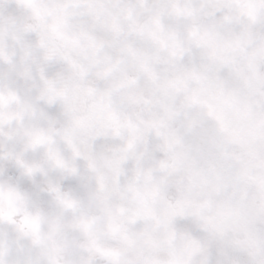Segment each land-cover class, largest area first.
Segmentation results:
<instances>
[{
	"label": "clouds",
	"instance_id": "obj_1",
	"mask_svg": "<svg viewBox=\"0 0 264 264\" xmlns=\"http://www.w3.org/2000/svg\"><path fill=\"white\" fill-rule=\"evenodd\" d=\"M0 264H264V0H0Z\"/></svg>",
	"mask_w": 264,
	"mask_h": 264
}]
</instances>
